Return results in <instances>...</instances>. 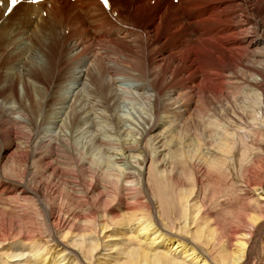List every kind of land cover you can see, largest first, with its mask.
Instances as JSON below:
<instances>
[{"label":"bare ground","instance_id":"bare-ground-1","mask_svg":"<svg viewBox=\"0 0 264 264\" xmlns=\"http://www.w3.org/2000/svg\"><path fill=\"white\" fill-rule=\"evenodd\" d=\"M6 6L0 264H264V0Z\"/></svg>","mask_w":264,"mask_h":264},{"label":"rangeland","instance_id":"rangeland-1","mask_svg":"<svg viewBox=\"0 0 264 264\" xmlns=\"http://www.w3.org/2000/svg\"><path fill=\"white\" fill-rule=\"evenodd\" d=\"M1 52V51H0ZM6 54V52H3L2 54H1V56L3 57L4 55ZM23 55L22 54H20V56H19V58H21ZM15 61V58H12V59H10L9 61H7V63L8 64H11V63H13ZM66 63H63V65H62V71L67 67V65H70L69 64V62H67V61H65ZM1 66V65H0ZM2 67V66H1ZM21 68H23V66H21ZM62 74V72L60 71V75ZM14 90H15V92L16 93H18V92H22V84H19V83H15V85H14ZM128 107H132L130 104H125V106L122 104L121 106H120V109L121 110H130ZM112 134V135H115V133L114 132H108V131H106V134ZM79 141H80V138H79ZM95 154H96V157L98 158V159H100V160H105V155H103L102 154V152H96L95 151ZM103 158V159H102Z\"/></svg>","mask_w":264,"mask_h":264},{"label":"snow or ice","instance_id":"snow-or-ice-1","mask_svg":"<svg viewBox=\"0 0 264 264\" xmlns=\"http://www.w3.org/2000/svg\"><path fill=\"white\" fill-rule=\"evenodd\" d=\"M19 2V0H12V3L13 4H16V3H18Z\"/></svg>","mask_w":264,"mask_h":264}]
</instances>
